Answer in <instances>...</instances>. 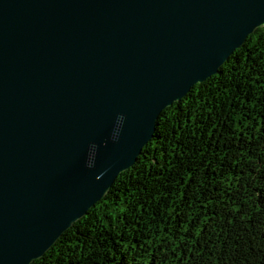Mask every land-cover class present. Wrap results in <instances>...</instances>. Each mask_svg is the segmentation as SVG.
Masks as SVG:
<instances>
[{"label": "water", "instance_id": "1", "mask_svg": "<svg viewBox=\"0 0 264 264\" xmlns=\"http://www.w3.org/2000/svg\"><path fill=\"white\" fill-rule=\"evenodd\" d=\"M261 27L264 0H0V264L41 258Z\"/></svg>", "mask_w": 264, "mask_h": 264}, {"label": "trees", "instance_id": "2", "mask_svg": "<svg viewBox=\"0 0 264 264\" xmlns=\"http://www.w3.org/2000/svg\"><path fill=\"white\" fill-rule=\"evenodd\" d=\"M30 264H264V27L162 111L135 164Z\"/></svg>", "mask_w": 264, "mask_h": 264}]
</instances>
